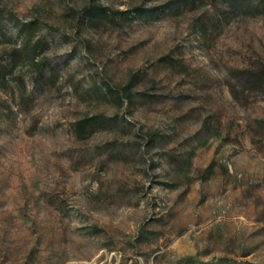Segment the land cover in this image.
I'll use <instances>...</instances> for the list:
<instances>
[{"label": "rangeland", "instance_id": "obj_1", "mask_svg": "<svg viewBox=\"0 0 264 264\" xmlns=\"http://www.w3.org/2000/svg\"><path fill=\"white\" fill-rule=\"evenodd\" d=\"M0 75V264H264V14L0 0Z\"/></svg>", "mask_w": 264, "mask_h": 264}, {"label": "trees", "instance_id": "obj_2", "mask_svg": "<svg viewBox=\"0 0 264 264\" xmlns=\"http://www.w3.org/2000/svg\"><path fill=\"white\" fill-rule=\"evenodd\" d=\"M232 11L243 10L245 12L252 11L254 14H264V0H224ZM5 75H0L3 80ZM97 117L84 119L78 123L79 131L85 127H89L97 120Z\"/></svg>", "mask_w": 264, "mask_h": 264}]
</instances>
